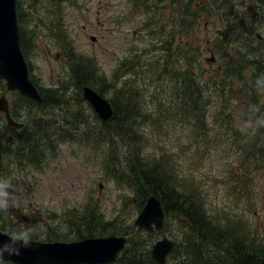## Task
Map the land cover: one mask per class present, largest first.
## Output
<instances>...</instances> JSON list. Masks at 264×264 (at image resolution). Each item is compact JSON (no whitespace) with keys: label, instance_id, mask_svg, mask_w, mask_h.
I'll return each instance as SVG.
<instances>
[{"label":"rangeland","instance_id":"374dc122","mask_svg":"<svg viewBox=\"0 0 264 264\" xmlns=\"http://www.w3.org/2000/svg\"><path fill=\"white\" fill-rule=\"evenodd\" d=\"M253 2L236 1L237 8L246 15L245 20L250 16L257 18L258 11L254 10ZM20 3V34L24 39L29 76L39 82L48 102L45 101L46 105L41 107L25 103L20 93H8L3 82L5 92L0 95L6 94L13 110L25 115L21 117L17 113L15 118L24 127L11 130L0 114V131L3 133L0 142L8 143V138L13 136L17 146L20 135L30 132L37 142L30 143L27 151L39 152L34 154L35 160H40L44 154L46 156L38 168L12 171L15 176L9 191L15 199L10 202L7 214L0 213V217L16 223L18 229L32 227L35 218L37 223L32 230L61 231L69 229L67 220L77 210L83 209L88 200H93L99 203L107 219L119 217L135 227L138 205L132 200L130 189L113 180L112 169L115 166L109 163L112 157L126 161V149L116 135H113L111 143H95L101 124L93 108L83 100L81 86L66 59L67 53L53 34L57 23H60L75 53L93 58L99 73L111 80L122 61L131 62L135 51L139 52L149 43L141 26L145 15L141 12L131 14L134 12L132 0H68L60 6L61 18L49 15L52 7L46 0H21ZM223 26L226 28L220 19L201 21L195 36L198 45H202L201 62L209 72H215L225 63L211 47L213 37L220 34L219 29ZM27 37L31 40V50L25 46ZM126 75L119 77V85ZM155 79L151 75L145 77L144 82L149 84L145 99L154 117L147 132L149 139L144 155L157 158L169 154L170 165L175 167L179 180L199 189L206 210L218 217L224 228H230L228 225L234 221L264 238V163L250 164L248 146H254L257 137L252 129L249 132L240 130L253 117L243 105L246 96L238 93L243 83L237 81L233 87L238 94L229 107L230 112H236L233 122L217 118L218 108L221 109L222 105L213 90L208 97L209 103L202 105L206 109V123L199 124L193 119L185 120L176 114L174 105L168 104L173 98L168 97L172 88L159 87L158 93H154ZM161 93H165V97ZM153 97L162 99L163 107L159 101L152 103ZM234 127L238 129V135ZM41 130L45 131V136L41 135ZM102 132L105 139V132ZM90 134L95 139L89 137ZM56 137L71 140L59 141L55 146L57 149L52 152V142ZM262 143L264 146V141L259 139L258 146L261 147ZM8 161V155L0 159L10 173L14 165ZM168 223L166 227L165 222L161 234L153 233L151 237L145 231H137L146 240L145 249L152 248L163 237L176 239L177 232L173 227L177 231L179 226L175 222L170 224L171 218ZM170 261L169 257L167 263ZM0 264L11 263L0 261Z\"/></svg>","mask_w":264,"mask_h":264},{"label":"trees","instance_id":"16d2710c","mask_svg":"<svg viewBox=\"0 0 264 264\" xmlns=\"http://www.w3.org/2000/svg\"><path fill=\"white\" fill-rule=\"evenodd\" d=\"M46 1L52 7L49 15L54 14L51 17L61 18L60 6L68 0ZM236 1L238 0H132L134 12L131 14L141 12L146 17L141 26L147 33L149 43L139 52L135 51L131 62L122 61L111 80L99 73L93 58L75 53L60 23H57L53 34L61 49L67 53L66 59L81 86V92L84 86H89L106 98L113 107L111 120L101 121L96 116L101 124V131L96 133V139L94 135H89L98 145L105 141L111 143L113 135L121 139V144L126 149V161L110 158V165L112 163L115 166L112 169L113 180L130 189L133 193L132 200L138 205V213L144 208L148 197L155 195L164 208L166 227L170 218V224H178L177 231L172 226L177 234L169 264H264V238L231 220L229 221L233 224L228 225L230 228H224L221 220L206 210L199 189L179 180L175 167L170 165L169 154H162L157 158L144 155L149 139L147 132L154 119L145 99L149 86L144 83L145 77L151 75L156 78L154 93H158L159 87L167 90L172 88L168 97L173 98L168 104L174 105L176 114L185 120L206 123V109L202 105L209 103L210 91L214 90L222 105L221 109L218 108L217 118L223 117L228 122H233L236 112H230L229 107L238 97L233 90L237 81L243 83L238 93L246 96L243 105L247 113L252 112V122L264 116V95L258 92L256 86L257 80L264 76V0H254L253 8L258 11L257 18L250 16L248 20L244 19L246 15L237 8ZM20 2L21 0H17L18 18H21ZM210 19H220L226 25L212 39L213 51L220 59L222 57L225 60L215 72L204 68L201 62L202 45H198L197 39L195 41L201 21ZM30 42L28 37L25 38L26 49H32ZM21 45L24 48L22 35ZM125 73L127 75L119 85V77H123ZM31 80L41 90L43 100L34 102L20 96L21 100L34 106H45L48 98L39 82L33 77ZM4 86L0 81V94L5 92ZM61 90L62 88L59 91ZM161 94L165 97V93ZM60 95L64 97V94ZM157 101L163 107L159 97L154 98L152 103ZM249 107L258 111L253 112ZM11 113L16 118L20 112L11 107ZM24 115L19 114L21 117ZM160 115L161 112L158 113ZM234 129L238 135V129ZM41 131V135L45 136V131ZM102 131L105 132V139ZM29 134L30 132L28 135H20L17 146V140L13 136L8 138V143L0 142V159L8 155V162L14 165L9 173L8 166L0 163V180H9L12 184L14 169L19 172L27 170L28 167L38 168L42 165L46 154L40 160H35L33 156L39 152L27 151L30 143L37 142ZM2 136L0 131V139ZM255 136L257 142L252 147L248 146L247 153L250 158H246L251 160L250 164L257 166L264 163L263 143L261 147L258 146L259 139L264 141V127L256 129ZM64 139L56 137L52 142L53 151L56 150L58 142ZM82 207L83 209L77 210L67 220L69 229H48L46 232L32 230L37 223L35 218L32 227L18 229L16 223L0 217V230L9 234L30 230L31 240L49 242L127 236L128 246L111 264H157L151 256V248L144 247L145 238L133 225H128L119 217L107 219L96 201L88 200ZM151 236L153 235L149 234Z\"/></svg>","mask_w":264,"mask_h":264},{"label":"water","instance_id":"95a60500","mask_svg":"<svg viewBox=\"0 0 264 264\" xmlns=\"http://www.w3.org/2000/svg\"><path fill=\"white\" fill-rule=\"evenodd\" d=\"M0 80L6 83L7 90L17 92L33 100L42 97L29 76V69L20 46L17 0H0ZM84 99L93 106L103 121L113 115L111 104L90 87H84ZM0 112L5 114L9 128L20 129L10 114L6 95L0 97ZM165 213L161 201L155 195L148 198L145 207L138 215L135 226L138 231H161ZM10 235L0 231V246L7 243ZM125 237L109 236L89 238L78 242L42 243L31 241V246L20 249L19 255L4 254L1 259L15 264H107L115 261L125 248ZM174 248L168 237L158 240L151 255L158 264H167V258Z\"/></svg>","mask_w":264,"mask_h":264},{"label":"clouds","instance_id":"9594fccd","mask_svg":"<svg viewBox=\"0 0 264 264\" xmlns=\"http://www.w3.org/2000/svg\"><path fill=\"white\" fill-rule=\"evenodd\" d=\"M257 90L262 95H264V76H261L256 82ZM258 111V109H253V112ZM259 127H264V116H261L255 120L253 123L249 121L246 123L240 130L242 132L247 129H252L255 131ZM12 188V184L9 180H0V213L7 214L10 208V202L15 199V196L9 189ZM31 231L25 230L20 232H13L7 243H3L0 246V257H3L4 254L8 255H19L20 249L27 248L31 246Z\"/></svg>","mask_w":264,"mask_h":264}]
</instances>
